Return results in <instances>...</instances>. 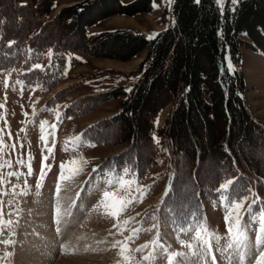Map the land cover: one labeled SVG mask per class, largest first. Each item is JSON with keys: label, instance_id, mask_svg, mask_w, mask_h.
<instances>
[{"label": "rangeland", "instance_id": "obj_1", "mask_svg": "<svg viewBox=\"0 0 264 264\" xmlns=\"http://www.w3.org/2000/svg\"><path fill=\"white\" fill-rule=\"evenodd\" d=\"M81 1L62 6L64 0L55 2L59 7L51 17ZM9 2L0 0V8ZM170 17V13L163 16L162 23ZM144 24L148 23L140 28H146ZM241 49L252 48L242 44ZM67 54L65 77L51 89L25 82L17 76V69L0 70V264H264V194L242 201L208 200L201 214L180 219L163 204L173 179L164 147L142 177L129 166L113 168V162L99 170L104 160L132 143L123 138L96 143L84 131L120 110V98L107 94L137 81L134 73L146 51L128 60L83 49ZM227 62L232 71H242L244 97L255 118L264 123V63L240 60L236 65L230 55ZM96 94L100 97L95 105L87 104L90 109L82 113L69 109L78 99ZM170 109L171 104L164 107L160 125ZM117 131L119 127L113 134ZM262 135L252 131L251 142L240 145L263 163ZM147 149V144L140 146L143 155ZM215 161L209 158L203 178L215 175ZM120 201L130 203L121 210ZM258 201L262 202L259 210L255 207ZM241 203L243 234L235 239L236 229L225 218L231 216L234 221V206ZM79 205L83 213L60 233L59 224L76 215Z\"/></svg>", "mask_w": 264, "mask_h": 264}, {"label": "trees", "instance_id": "obj_2", "mask_svg": "<svg viewBox=\"0 0 264 264\" xmlns=\"http://www.w3.org/2000/svg\"><path fill=\"white\" fill-rule=\"evenodd\" d=\"M56 1L10 0L0 8V70L17 69L25 82L51 89L65 77L68 51L83 49L123 60L146 51L134 73L137 81L107 94L120 98V110L84 131L96 143L118 138L132 143L108 157L103 167L112 162L115 169L129 166L142 177L164 147L173 179L163 204L180 219L201 214L208 200L242 201L264 194V161L251 158L240 145L251 142L252 131L263 132L264 139V123L244 97L242 71H232L227 62L230 55L239 64L242 44L264 53V0H238L235 5L226 0L223 12L217 0H175L174 21L153 38L126 29L87 33L89 26L110 15L151 11L152 0H83L51 17ZM99 97H82L69 109L82 113ZM168 104L171 109L160 125ZM143 144L148 145L145 155ZM212 156L217 172L206 179L202 170ZM229 181L233 183L223 189Z\"/></svg>", "mask_w": 264, "mask_h": 264}, {"label": "crops", "instance_id": "obj_3", "mask_svg": "<svg viewBox=\"0 0 264 264\" xmlns=\"http://www.w3.org/2000/svg\"><path fill=\"white\" fill-rule=\"evenodd\" d=\"M63 0H57V2H61ZM66 3L61 4L59 6L75 3L80 0H64ZM123 4H128L134 0H120ZM175 0H152V9L149 12H138L135 14H124V13H117L110 15L106 18L98 20L92 26L87 28V31H92L90 34L100 33L104 31H113V30H132L136 32L143 33L148 38L155 37L160 31L166 29L173 21V4ZM226 2V0H224ZM221 1L217 0L218 5L220 6L221 10H223V5ZM237 3V0L236 2ZM55 4V9L58 8ZM170 4V5H169ZM169 6H171V11H169ZM164 13V14H163ZM168 13L171 14V17L166 21L167 23L163 22V16L167 15ZM163 14V15H162ZM144 22L148 24H144L146 28H140ZM149 23H152L149 25ZM241 37L245 41H250L248 36L245 33L241 34ZM74 51V50H73ZM241 60H253L256 62L264 63V54L262 52H258L252 49L242 50L241 49ZM68 55V54H67ZM136 57V56H135ZM68 61V59H67Z\"/></svg>", "mask_w": 264, "mask_h": 264}, {"label": "snow or ice", "instance_id": "obj_4", "mask_svg": "<svg viewBox=\"0 0 264 264\" xmlns=\"http://www.w3.org/2000/svg\"><path fill=\"white\" fill-rule=\"evenodd\" d=\"M196 2L198 3L199 0H196ZM233 2H235V0H233ZM36 67H40V66L37 65ZM45 159H46V158H45ZM62 168H63V165H62ZM77 171H78V169H77ZM61 178L63 179L64 177L62 176ZM228 183L231 184V183H233V182H232V181H229ZM221 187H222V188H226V187H228V185H221ZM109 195H110L109 193H105V196H109ZM127 203H130V201H128V202L120 201V207H121V210L123 209V207L126 206ZM242 206H243L242 203H241V204H237V205L234 206L233 212H234L235 215H236V218H235L234 221L232 220V217H231V216H228V217L225 218L226 220L230 221L231 224H232V225L235 227V229H236V234H235V237H234L235 239H238L239 236L243 234V233L240 231V217H239V210L241 209ZM111 214L116 215L117 213L113 212V213H111ZM9 223H10V222H9ZM125 223H127V221H126ZM229 231L232 232V227H231V226H230V228H229ZM196 235H197V238H200V237H201V233H200V232H197ZM211 235H212L211 233H208V236H209V237H210ZM217 239H219V238L217 237ZM6 243H7V242H6ZM203 243H204V244H209V240H208V239H204V240H203ZM181 255H183V254H181ZM261 260L264 261V254H261ZM258 264H259V262H258Z\"/></svg>", "mask_w": 264, "mask_h": 264}, {"label": "bare ground", "instance_id": "obj_5", "mask_svg": "<svg viewBox=\"0 0 264 264\" xmlns=\"http://www.w3.org/2000/svg\"><path fill=\"white\" fill-rule=\"evenodd\" d=\"M64 201V200H63ZM72 206V205H71ZM61 212V211H60ZM75 214L76 215H74V216H71L70 218H69V221L68 222H61L60 224H59V226H61L60 227V230H61V232L60 233H63V230L64 229H66V226H69V224H71L75 219V217H76V219L78 218L77 216H79L80 214H82L83 213V210H82V207H81V205H79V206H77V209L75 210ZM74 213V212H73ZM61 213H59V215H60ZM84 216V215H83ZM61 217V216H60ZM80 218V217H79ZM54 226V225H53ZM53 229V228H52Z\"/></svg>", "mask_w": 264, "mask_h": 264}]
</instances>
